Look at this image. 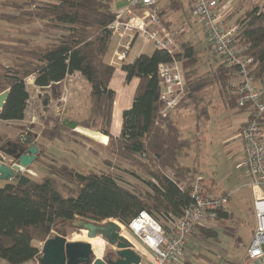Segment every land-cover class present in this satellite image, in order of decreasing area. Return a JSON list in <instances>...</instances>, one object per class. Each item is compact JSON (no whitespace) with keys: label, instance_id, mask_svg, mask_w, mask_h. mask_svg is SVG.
Returning <instances> with one entry per match:
<instances>
[{"label":"trees","instance_id":"obj_1","mask_svg":"<svg viewBox=\"0 0 264 264\" xmlns=\"http://www.w3.org/2000/svg\"><path fill=\"white\" fill-rule=\"evenodd\" d=\"M113 1L47 0L38 5L33 1H12L6 6L16 8L20 14L0 15V20L28 25L41 21L47 31L62 33L58 40L45 45H34L32 39L44 30L31 32L28 39H12L10 45L0 43V57L4 56L10 62L9 66L4 65L0 58V95L9 92L0 119L20 122L26 118L31 98L28 79L33 78L34 85L43 90L79 73L91 89L90 116L80 121L79 127L108 137L106 150L110 155L125 161L146 177L145 188L130 189L120 185L110 172H80L65 164H44L40 158L44 147L37 145L31 136H24L30 138L25 150L31 146L40 149L35 162L43 163L51 176L35 181L25 172L18 180L0 187V259L8 264L35 263L41 255L36 242H46L61 224L76 220L102 224L114 220L127 227L140 213L147 212L166 227L167 221L181 219L192 207L191 182L200 175L180 160L190 156L193 143L172 119L173 113L166 117L160 114V65L171 63L173 58L181 61L187 90L175 112L192 106L198 130L209 118V110L207 106L199 107L197 95L208 85L218 89L231 109H237L239 113L251 112L248 108L238 107V95L229 91L235 69L220 61L211 42L209 47L219 63L211 75L199 77L196 67L201 60L200 51L191 43L179 44L175 37L176 55L155 49L152 54H141L132 63L122 66L126 82L137 79L138 84L133 104L123 112L120 124L121 115L116 118L117 109L114 114L116 93L110 87L116 69L105 61L112 39L111 26L117 17L112 9ZM164 1L167 5L163 11L160 9L159 16L163 25L169 28L171 21L165 19L169 17L168 12L184 11L185 3L183 0ZM161 2L156 0L158 7ZM189 4L194 15L191 0ZM242 21L243 55L253 59L252 73L262 80L264 6L249 11ZM249 119H253V115H249ZM260 124L263 130L264 116ZM114 128L120 131L118 136L114 134ZM67 132L70 130L61 119L52 116L45 121L42 138L63 141L68 138ZM15 143H20V137L11 141V144ZM104 163L110 166L111 161L105 159ZM228 219V211H222L217 221ZM201 236L205 240L215 237V232L197 228L195 237L200 241Z\"/></svg>","mask_w":264,"mask_h":264},{"label":"rangeland","instance_id":"obj_2","mask_svg":"<svg viewBox=\"0 0 264 264\" xmlns=\"http://www.w3.org/2000/svg\"><path fill=\"white\" fill-rule=\"evenodd\" d=\"M21 2L26 3L33 1L37 3H44L47 0H0V15H19L20 12L16 8L11 6H6L9 2ZM185 3L184 11L179 12H168L171 24L169 28L165 26L167 31L171 32L175 37H177L179 44L182 42H188L196 46V49L200 51V63L196 67V75L199 77H205L211 75L213 69L219 63V60L215 59L213 56V51L209 47V40L205 34L201 22L193 15L191 5L189 0H183ZM231 1L233 5V11L228 17V23L230 24H242L243 17L256 7H263L264 0H227ZM167 2L162 0L160 3V9H164ZM45 31L41 33L39 37H33L34 45H45L47 43L56 41L61 36V32L57 31H47L45 29V23L37 21L32 25L25 23H15L12 21L0 20V43H7L10 45L12 39H28L29 34L33 31ZM144 39L140 40L137 45L131 51L127 60L119 62L116 58L108 54V62L114 64L117 68L119 65L128 64L132 62V59L136 54L142 49L147 54L153 51V47L150 44L144 45ZM1 62L4 65L9 66V60L4 59V56L0 57ZM123 66V65H122ZM31 79V78H30ZM29 81V79H28ZM65 85L69 88V92L72 89L77 91L75 100L76 102L72 105L75 107V115H89L91 112L90 104V85L88 82L83 80L77 74L69 75L67 77ZM126 89V88H125ZM30 92V111L31 109L37 108V115L39 116V122L43 125L42 115H46L45 108L41 105L42 100L39 104H34L35 91L32 86H28ZM127 93V91H126ZM70 96V95H69ZM199 107L207 106L209 114L212 115L210 123L202 124L201 130L195 128V112L192 106L187 109H180L177 111L176 115H185L182 120V126L180 127L183 132L187 130L186 126L190 125V131L192 134L197 135V139L200 140L195 142L190 151V156L188 158H183L180 161L185 165L193 164L199 166L195 168L198 175L204 173L208 177L211 176L218 182V188L223 191L231 192V204L233 208H229L230 219L227 221L218 222L216 221L211 226V231L215 232V237L208 239H197L195 243H192V238L190 239L188 250L189 256L183 264H249L247 260V252L251 241L253 239L254 231L256 229V219L254 215L253 205L251 203V193L247 187L249 182V176L244 170L238 169L235 160H230L229 155L226 154V150L231 146L232 138L234 137L238 124L244 120L245 116L243 114L233 115L231 118H227L228 115H232V109L226 104V100L221 95L216 87L213 85H208L204 91L197 95ZM50 99V98H49ZM203 99V100H201ZM74 100V101H75ZM49 105V101H47ZM55 103V102H54ZM50 105L48 112L50 115H55L56 103ZM74 107H68L62 112V115L71 116L74 113L71 112ZM120 112V108L117 107ZM120 115V114H119ZM179 121V116H176ZM180 122V121H179ZM207 127V128H206ZM241 124L239 126L240 129ZM42 126L39 127L38 132H43ZM87 133L92 137L97 138L94 140L92 138L86 137L83 134H75L68 132V138L65 140L54 141V147L49 150V158L45 159L44 164H57V165H67L74 168L80 172H101L106 171L115 175L118 179L120 185L126 188L134 189L136 187L145 188L144 181L146 177L137 169L133 168L125 161H122L113 155L111 156L108 150H106L107 138L103 137L101 132ZM264 132V129H263ZM114 134L119 135V131L114 128ZM192 135L186 137L188 140H192ZM39 143L48 144L46 140H39ZM108 144V143H107ZM96 152V153H95ZM105 159H110V166L104 163ZM43 163L35 162L30 167V177L35 181H41L47 176H51L48 172L46 166ZM191 166V165H190ZM203 175V174H202ZM5 181L0 180V187H3ZM250 193V194H249ZM82 220H76L72 223L61 224L55 228L48 239L53 238L57 235L64 234L69 241H83L90 242L87 233L84 230L77 228L79 222ZM109 220L105 221L104 224H108ZM119 223V222H118ZM120 224V223H119ZM121 225V224H120ZM122 236L128 238L132 243L137 244V246L143 251V243L131 235L125 226L121 225ZM209 231L210 229H205ZM101 243L94 245L97 256H101L104 259L108 255H114L116 248L109 245L102 238H97ZM45 242H36V245L42 249ZM144 253L145 250L143 251ZM140 255L141 253L138 252ZM148 257H151V252H147ZM96 256V257H97ZM98 258V257H97ZM142 262H145L147 258L144 257ZM0 264H8L6 261L0 259ZM37 264V263H36Z\"/></svg>","mask_w":264,"mask_h":264},{"label":"built area","instance_id":"obj_3","mask_svg":"<svg viewBox=\"0 0 264 264\" xmlns=\"http://www.w3.org/2000/svg\"><path fill=\"white\" fill-rule=\"evenodd\" d=\"M127 1V7L114 10L117 17L111 26L112 38L118 41L114 54L117 61H125L139 39L151 43L155 49L176 55L178 44L175 36L165 29L156 0ZM191 1L194 15L201 22L214 53L225 66L235 69L238 80L233 91L238 95V107L248 108L251 111L249 115H253L238 136L241 154L237 168L245 169L251 177L247 187L252 191L256 219L247 260L249 264H264V132L260 124L264 116V78L258 80L255 77L252 73L253 59L243 55L242 25L228 23L233 11L232 2ZM159 77L160 114L166 117L175 112L187 90L181 61L173 58L171 63L160 65ZM203 182L202 176H196L191 182L194 203L181 219L167 221L164 227L156 218L142 212L124 227L151 252L152 256L141 264H183L189 254L190 239L197 234V228L212 229L211 225L217 221L219 213L229 210L231 194L209 192Z\"/></svg>","mask_w":264,"mask_h":264},{"label":"crops","instance_id":"obj_4","mask_svg":"<svg viewBox=\"0 0 264 264\" xmlns=\"http://www.w3.org/2000/svg\"><path fill=\"white\" fill-rule=\"evenodd\" d=\"M127 5H128V1L127 0H115L112 3V9L115 10V11H119V10H122L125 7H127ZM140 40H142V39H139L133 45L132 50H133V48L137 45V43ZM143 41H144V45L150 44L153 47V51L150 53V54H152L154 52V50H155L154 46L151 43L146 42L145 40H143ZM117 47H118V41L116 39L112 38L111 39V43H110L109 51H108V53L105 56V61L107 63H109L107 58H108V54H110V50H112L111 55L114 58V54H115V51L117 50ZM141 54H147V52H144V50L141 49L136 54V56L132 59V62L137 57H139ZM150 54H148V55H150ZM128 57H127V59H128ZM132 62H130V63H132ZM109 64H111V63H109ZM111 65H113L115 67V69H116L115 75H114L113 80H112V82L110 84V87L116 93V99H115V105H114V114H115V110L117 109V107H119L120 108V112L117 109L116 118L119 119V117L121 115V121L119 120V123L121 124L123 112L125 110L130 109L132 104H133L134 92H135V89L137 87L138 80L137 79H133L131 82H126V74H125L124 71H122V65H124V64L122 63L121 65L118 66V68L114 64H111ZM75 74H77L79 77H81V75L79 73H74L73 75H75ZM66 80L64 82L56 84V85H54L52 87H48V88H45V89L41 90V89L37 88L34 85V79L33 78L29 79V81H27V85L28 86H32L34 88L35 95H36L35 99H34L36 101H34V104L35 105L39 104V102L42 100L41 105L43 106V108H45L44 110H45L46 115H42V117L44 118L43 121H42L43 125L39 122V116L37 115V108H35V106H34V109L33 110L31 109V111H30V103H29L28 110H27V113H26V118L23 121H20V122H7V121H2L0 119V135H2L4 138H9V139H14V138H17V137L28 136V135L32 136V139L34 140V142L37 145H39V146L42 145L44 147L43 152H40V149L38 150V153L39 152L41 153V156H40L41 160L45 161V159H48L49 158V155H48L49 154V150H51L54 147V141H48L47 145L45 143H39L40 139L41 140H45V139L42 138V132H38L39 127L42 126V130L45 129V121L48 118L52 117V116L59 117L61 119V121H63L64 119H68L70 121H76V122H80L83 119H86V118L89 117V115H80V116L79 115H75V114H77V110H76V113H75V107L72 104L76 102L75 96L77 94L76 93L77 91L72 89V92H69L70 91L69 88L65 85ZM237 80L238 79L236 78V76L234 74V78L231 81L230 88H229L230 89L229 90L230 93L233 92V86L237 83ZM126 91H127V93H126ZM41 95H42V97H41ZM46 95H49V98H50V99L48 98V101L50 102L49 105L47 103ZM89 99H90V95H89ZM54 102L57 104L55 106L56 108L53 109V111L55 110V113H54L55 115H50V113L48 112V109L51 108L50 105L53 104ZM68 105H70V107H74V108H71L72 109L71 112H73L74 114L71 115V116L62 115V112L68 107ZM46 106H48V109H46ZM231 111H232V115H228L227 118H231V116L239 115V114H243L245 116L244 120H242L238 124L237 131H236V133H235V135H234V137L232 138V141H231L232 142L231 146L226 150V154L229 155V159L230 160L231 159L235 160V162L237 164V159L239 158V156L241 154V144H240V141L238 139V136H239V133H240L242 127H240V129H239V126H240V124L242 126L243 124H245L247 122L249 113H247V112L239 113L237 109H232ZM177 113L176 112L173 113L171 115V117L179 126L183 127L182 126V123H183L182 120H183V117L185 115H176ZM176 116H179V121L180 122L177 120ZM211 117H212V115L209 114V118L206 120L205 123L209 124ZM195 121H196V117H195ZM205 123H201V127H202V124H205ZM186 128H187L188 131L185 132V130H184L183 133L186 135V137H189V136L192 135L193 138H192L191 141H192L193 144L195 142L200 141V140L197 139V135L199 136L198 132L201 129L200 130L197 129L196 122H195V128L198 130V132L196 134H194V133L192 134V132L189 130L190 129V125L186 126L185 129ZM70 132H72V131L70 130ZM77 133H79V132H77ZM67 134H68V132H67ZM34 136H37V138H34ZM103 137L107 138L106 140H107V143H108V137H106L104 135H103ZM107 143H104V145H107ZM190 165L192 166V164H190ZM193 165L195 166L194 168H198L199 167L198 166L199 164L197 165V163H196V165L195 164H193ZM30 170L31 169L29 168V170L26 169L24 172H26L28 174V173H30ZM241 170H244L246 172V174L249 176V182H248V184H249L251 182L250 175L248 174V172L245 169H241ZM200 174H201L200 176H202L203 179H204L205 185L212 192H214L216 194H223V193L231 194V192H229V191H223L222 192L218 188L217 180L214 179L213 177H211V176L208 177L207 175H205L202 172ZM12 181H14V180H12ZM12 181H10V182H12ZM7 183H9V182L5 181L3 186H5ZM249 191L251 193V203L253 205L252 191L250 189H249ZM231 208H233L232 204L230 205V210H231ZM228 213L230 214L229 211H228ZM194 237L195 236H193V238L191 239L192 243H195V241L197 240ZM134 245H135L136 251L140 252L141 256L143 258L144 257L145 258H150V257H148V254H146L147 252L150 253V251L148 250V248L145 245H141V246L143 247L145 252L147 251L146 253L143 252L144 250L141 251V249L137 246V244H134ZM189 251H190V248H189L188 252ZM98 257H101V256H98Z\"/></svg>","mask_w":264,"mask_h":264},{"label":"water","instance_id":"obj_5","mask_svg":"<svg viewBox=\"0 0 264 264\" xmlns=\"http://www.w3.org/2000/svg\"><path fill=\"white\" fill-rule=\"evenodd\" d=\"M8 96L9 92L0 95V114ZM46 98L48 101L49 95H46ZM62 124L71 131L97 140V138L87 134L92 133L91 131L80 128L79 122L64 119ZM12 140L0 135V180L7 182L18 180L20 175L35 163L38 154L36 146H31L27 151L25 150L30 140L29 137L24 138L22 136L20 143L15 144H11ZM8 145L14 147L13 151L6 149ZM77 228L86 231L89 239L100 237L116 248L115 259L97 258L90 243L68 241L66 236L61 234L48 239L42 246L40 257L36 259L35 263L28 264H141L142 256L136 251L134 243L122 236V229L117 221L99 224L82 220Z\"/></svg>","mask_w":264,"mask_h":264},{"label":"bare ground","instance_id":"obj_6","mask_svg":"<svg viewBox=\"0 0 264 264\" xmlns=\"http://www.w3.org/2000/svg\"><path fill=\"white\" fill-rule=\"evenodd\" d=\"M121 226V225H120ZM122 227V226H121ZM90 242H87V243H90L91 245H92V248H93V251H94V253H95V255H96V251H95V249H94V245L96 244V245H98L99 243H101L97 238L96 239H88ZM97 256V255H96ZM98 257V256H97ZM98 258H100V257H98Z\"/></svg>","mask_w":264,"mask_h":264},{"label":"flooded vegetation","instance_id":"obj_7","mask_svg":"<svg viewBox=\"0 0 264 264\" xmlns=\"http://www.w3.org/2000/svg\"><path fill=\"white\" fill-rule=\"evenodd\" d=\"M31 138H32V136H31ZM15 139V138H14ZM13 139V140H14ZM6 149H8L9 151H13V149H14V147L12 146V145H8V147L6 148ZM29 169V168H28ZM25 173V172H24ZM86 232V231H85ZM87 233V232H86ZM110 258H114L115 259V256L114 255H108L107 257H105L104 259L105 260H108V259H110Z\"/></svg>","mask_w":264,"mask_h":264}]
</instances>
